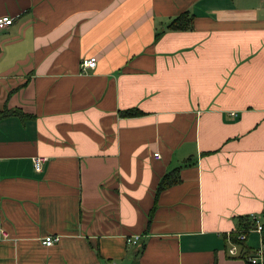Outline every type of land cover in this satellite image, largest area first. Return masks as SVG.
<instances>
[{
	"label": "crops",
	"instance_id": "crops-1",
	"mask_svg": "<svg viewBox=\"0 0 264 264\" xmlns=\"http://www.w3.org/2000/svg\"><path fill=\"white\" fill-rule=\"evenodd\" d=\"M183 13L192 29L167 30ZM4 17L0 264H249L264 246L238 228L264 231V0H0Z\"/></svg>",
	"mask_w": 264,
	"mask_h": 264
},
{
	"label": "built area",
	"instance_id": "built-area-1",
	"mask_svg": "<svg viewBox=\"0 0 264 264\" xmlns=\"http://www.w3.org/2000/svg\"><path fill=\"white\" fill-rule=\"evenodd\" d=\"M13 23L14 21L11 18H8V17L1 18L0 19V30L8 28L9 26L13 25ZM96 65H97V62H96V58L94 57L85 58V59H82L81 61V68L83 70L85 69L93 70L95 69ZM154 156L155 158H157L158 154L156 153L154 154ZM43 160L44 159L37 158V157L33 159V166H34L35 171L37 172L41 171ZM251 220L254 222V226L253 228L248 230V232L253 231L261 235L263 233L262 225L259 223V221L255 217H252ZM3 237L6 238L7 235L3 233ZM138 240H139V237L132 238L131 240H128V244H135ZM56 241L57 239L54 237H46L42 243L45 246H51ZM237 241L240 243L245 242V235L242 233L238 234ZM238 247H240L239 244L232 242V244L230 245L228 249V255L230 257L239 256V253L237 252ZM246 259L249 264H264V246H260V248L254 250L250 255H246Z\"/></svg>",
	"mask_w": 264,
	"mask_h": 264
},
{
	"label": "trees",
	"instance_id": "trees-1",
	"mask_svg": "<svg viewBox=\"0 0 264 264\" xmlns=\"http://www.w3.org/2000/svg\"><path fill=\"white\" fill-rule=\"evenodd\" d=\"M166 29L169 31H187V30H190V29H192V18L189 17L187 15V13H183L182 15L178 16L177 18H174L168 24ZM120 115L123 118H132V117L141 116L142 113L140 111H138L137 109H129V110L120 112ZM177 182H178L177 178L170 179L168 177V175H166L161 180V182L159 183L156 196L159 194V192L161 190H163L164 188H166L172 184H175ZM151 215H152V211L150 212V215H149V221L151 219L150 218ZM238 223H239L238 228H240L239 231H248L251 228H253V226H254V222L247 217H240L238 219ZM263 234H264V231H263L262 235ZM231 241L238 244L237 234L233 235L231 237ZM263 244H264V236H263ZM250 254H251V252L248 253L247 255H250Z\"/></svg>",
	"mask_w": 264,
	"mask_h": 264
}]
</instances>
